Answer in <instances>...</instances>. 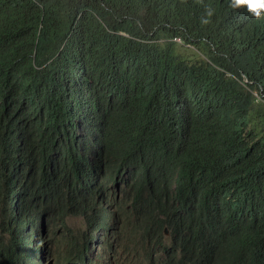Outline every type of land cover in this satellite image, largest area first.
<instances>
[{
    "label": "trees",
    "instance_id": "trees-1",
    "mask_svg": "<svg viewBox=\"0 0 264 264\" xmlns=\"http://www.w3.org/2000/svg\"><path fill=\"white\" fill-rule=\"evenodd\" d=\"M122 237L264 264V0H0V264Z\"/></svg>",
    "mask_w": 264,
    "mask_h": 264
},
{
    "label": "rangeland",
    "instance_id": "rangeland-1",
    "mask_svg": "<svg viewBox=\"0 0 264 264\" xmlns=\"http://www.w3.org/2000/svg\"><path fill=\"white\" fill-rule=\"evenodd\" d=\"M165 236L167 237V233L165 234ZM119 243L122 246V247H119L118 249V252H120L121 259H122V262L120 264H146L141 257L128 256L126 255L125 251H122L123 248L125 249V247L123 246H126L125 237H122ZM47 264H50V263H47Z\"/></svg>",
    "mask_w": 264,
    "mask_h": 264
},
{
    "label": "clouds",
    "instance_id": "clouds-1",
    "mask_svg": "<svg viewBox=\"0 0 264 264\" xmlns=\"http://www.w3.org/2000/svg\"><path fill=\"white\" fill-rule=\"evenodd\" d=\"M167 233V231L164 232V235ZM167 236H168V233H167Z\"/></svg>",
    "mask_w": 264,
    "mask_h": 264
},
{
    "label": "bare ground",
    "instance_id": "bare-ground-1",
    "mask_svg": "<svg viewBox=\"0 0 264 264\" xmlns=\"http://www.w3.org/2000/svg\"><path fill=\"white\" fill-rule=\"evenodd\" d=\"M97 234V233H96ZM97 236V235H96ZM43 244V243H42ZM44 248V247H43ZM101 250V249H100ZM101 252H102V250H101Z\"/></svg>",
    "mask_w": 264,
    "mask_h": 264
}]
</instances>
